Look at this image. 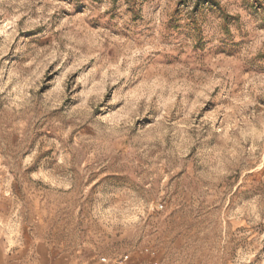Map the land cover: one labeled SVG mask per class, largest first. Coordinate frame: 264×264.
Masks as SVG:
<instances>
[{"label":"rangeland","instance_id":"374dc122","mask_svg":"<svg viewBox=\"0 0 264 264\" xmlns=\"http://www.w3.org/2000/svg\"><path fill=\"white\" fill-rule=\"evenodd\" d=\"M264 264V0H0V253Z\"/></svg>","mask_w":264,"mask_h":264},{"label":"crops","instance_id":"0c3cea01","mask_svg":"<svg viewBox=\"0 0 264 264\" xmlns=\"http://www.w3.org/2000/svg\"><path fill=\"white\" fill-rule=\"evenodd\" d=\"M129 263L135 264L131 255H129ZM0 264H124L94 257L87 261L82 260L77 255L66 253L63 255L56 254L54 249L44 246H31L26 249L17 250L15 253H0Z\"/></svg>","mask_w":264,"mask_h":264},{"label":"built area","instance_id":"2783aa9c","mask_svg":"<svg viewBox=\"0 0 264 264\" xmlns=\"http://www.w3.org/2000/svg\"><path fill=\"white\" fill-rule=\"evenodd\" d=\"M129 260H130L129 256H125V258L122 259L121 262L124 263V264H131V263H129ZM103 261H105V259H103Z\"/></svg>","mask_w":264,"mask_h":264}]
</instances>
